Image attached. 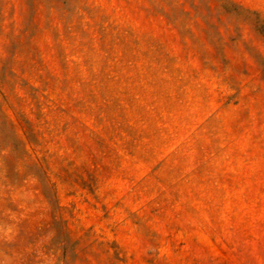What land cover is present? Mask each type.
<instances>
[{
    "label": "rangeland",
    "instance_id": "obj_1",
    "mask_svg": "<svg viewBox=\"0 0 264 264\" xmlns=\"http://www.w3.org/2000/svg\"><path fill=\"white\" fill-rule=\"evenodd\" d=\"M0 264H264V0H0Z\"/></svg>",
    "mask_w": 264,
    "mask_h": 264
}]
</instances>
